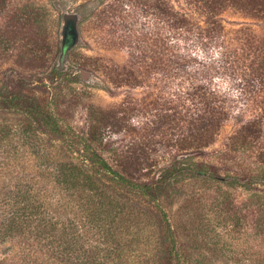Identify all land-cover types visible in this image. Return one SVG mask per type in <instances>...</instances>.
<instances>
[{"label": "rangeland", "instance_id": "rangeland-1", "mask_svg": "<svg viewBox=\"0 0 264 264\" xmlns=\"http://www.w3.org/2000/svg\"><path fill=\"white\" fill-rule=\"evenodd\" d=\"M201 6L191 0L4 2L0 88L19 89L70 126L62 137L29 111L0 107V264H165L168 224L179 251L173 264H264V81L252 74L263 63L264 17L233 5L214 12ZM32 12L38 19L28 23ZM66 12L79 16V41L58 77L53 70ZM170 12L188 25H176ZM17 18L34 41L11 39ZM202 92L224 117L212 141L203 139L197 152L182 150L177 140L186 120L202 110ZM112 114L127 121L119 133L99 121ZM248 122L256 130L238 139ZM158 124L159 139L141 153L135 145L143 146L141 137ZM91 128L110 165L131 162L128 154L137 147L144 167L139 179L172 183L154 200L116 182L104 187L102 179L109 203L116 204L107 230L95 226L91 207L75 190H63L55 179L61 164L88 163L78 154L83 140L69 139ZM177 159V166L201 163L219 177L175 178L169 166ZM35 194L42 206L31 223L57 222L58 236L63 233L57 247V237L29 234L24 200Z\"/></svg>", "mask_w": 264, "mask_h": 264}, {"label": "trees", "instance_id": "trees-1", "mask_svg": "<svg viewBox=\"0 0 264 264\" xmlns=\"http://www.w3.org/2000/svg\"><path fill=\"white\" fill-rule=\"evenodd\" d=\"M6 0H0V9L4 5V2ZM196 1L199 4H202L201 11H206L210 9L212 12L215 10L221 9V7H225L228 5H233L235 7L241 8L243 10L251 11L254 15L259 16L260 13H263L264 17V0H191ZM164 12L165 9L161 8ZM167 13V12H165ZM170 12L169 14H171ZM36 14L33 12L27 16L28 23H32L31 20L38 19ZM170 17L172 19H175V22L180 27V25H188L187 21L184 18H181L175 14H171ZM15 25L17 26V31H13V34L10 36L11 39H24L27 41H34L32 40L33 37H27L26 32H24L23 27L28 26V24H25L21 19L17 18L15 20ZM25 30H27L25 28ZM3 34V33H2ZM9 36L7 34H3V39L8 38ZM30 38V39H29ZM33 47L35 48V52H37L39 46L33 42ZM259 47H263L260 45ZM38 56V55H37ZM41 56H39L40 58ZM262 57V65L258 66L255 70H253L252 74L256 76L259 80L264 81V57ZM38 58V60H39ZM42 59V57L40 58ZM40 61V60H39ZM63 66L62 64H59L58 67H56L53 70V75H57L58 77L61 76V71ZM129 76L125 78L126 81H128ZM255 79V78H254ZM20 85V84H19ZM21 87V86H20ZM201 89L202 88H198ZM17 91L16 93H10L8 90H5L4 88H0V107L7 109V110H16V111H29L34 117L37 118L39 122H42L46 124L53 132H58L59 135L62 137L65 136L64 131L69 129V122L59 123V119H57L54 115V113H49L47 109L39 102L34 101L33 99H29L26 96H24L23 92H20L19 89H15ZM195 93H197V90H194ZM20 92V93H19ZM193 92V91H192ZM193 97L196 95L191 94ZM200 96V103L202 105V110L197 112V116L192 117V120L190 121V118L186 120L188 121L187 128L183 131V137L178 138L177 140V146H180L182 150H187L188 148L195 149V151H199L201 146L203 145L201 141L203 139L212 141L213 137L210 133L214 131L215 127L219 125L221 120L223 119V112L214 109V100L210 99L209 97L204 96V92L199 94ZM215 113L218 114L217 117H215ZM128 114V113H127ZM129 115V114H128ZM44 117V119H43ZM185 117V116H183ZM217 118V119H216ZM129 119V118H128ZM64 119L62 118V121ZM181 120H184L181 119ZM61 121V122H62ZM100 123L105 126V129H111L112 131H117L118 133L123 130L124 126L127 125V121L122 116H117L116 114H112L109 117H102L99 119ZM179 123V122H178ZM210 124V127L207 128V126ZM159 126L155 125L154 127H150L146 132L144 133V136L141 137L142 140H144V145L140 146V152L142 153L144 148H151L153 149L154 145L156 144V140L159 139V132L161 130V125ZM256 130V127H254V124L252 125L250 122H248L245 126L243 131L238 135L239 137H244L246 139L247 133H253ZM86 131V130H85ZM108 131V130H107ZM87 132V131H86ZM149 132V133H148ZM87 136H82L81 134H77L74 132L72 139H69V142L72 144H79L82 143L83 140L84 150L81 152H78L82 156L83 159L87 160V164H61L58 169V175L56 181L59 184L60 188L63 190H75L77 194H79L84 199L89 207H91L92 212L90 214V217L95 223V226L109 229V208L113 204L112 201L109 203V197L107 193L105 192L104 188L100 186L101 180L105 179V182L103 181L104 187H108V184L106 181L116 182L117 184L124 185L127 188H130L132 190H139L144 195L148 197H153L154 200H158L161 193L166 190L168 192L169 188L172 186V183L168 181L167 178H158L156 180L152 181H143L140 180L139 177L143 172L142 165H140L139 157L137 155V147H134L133 154H128V157H131V162H125L124 160L121 161L124 163V165L121 168H115L112 165L109 164L108 159L100 152L98 151L95 146L94 142H97V133L92 130V128L87 132ZM178 134H182L181 130ZM70 136L72 134H69ZM85 135V134H83ZM160 143V142H159ZM162 143V142H161ZM135 144V143H134ZM147 150V149H146ZM117 152V151H115ZM187 156H191L189 152L186 153ZM180 163V160L177 159V164H173L169 166V171L172 173L171 175L176 176L179 178L186 174H193V175H211L215 178H218V174L215 170L212 168H207L206 165L198 163V164H190L187 166L178 165ZM249 183H252L250 181ZM16 197V196H15ZM14 197V198H15ZM36 194L33 195L31 198L25 199L26 204L25 206H29L30 210V216L29 214L26 215V225H30L29 234L30 236H38V237H45V233L49 235L52 239H55L56 237L57 242L55 243L56 247L61 245L63 241L62 234L60 237L58 236L56 232L57 222H50L49 223H35L32 224V220L34 219V215L39 213L41 209V204L37 201L38 198H36ZM12 198V200L14 199ZM15 202V201H14ZM19 204V203H16ZM15 204H13L14 207ZM19 209V208H18ZM25 209V208H23ZM115 210V208H114ZM124 213V212H123ZM122 213V215H123ZM119 215V214H118ZM41 217V216H39ZM38 217V218H39ZM124 217V216H122ZM126 220H128L126 218ZM32 224V225H31ZM56 232V233H55ZM166 235L168 240L170 241L168 254L166 256L165 264H173V262H176V260L179 257V251H176V245H177V239L176 234L173 226L171 224H168V227H166ZM102 250V249H101ZM97 260H94L92 263L96 264ZM177 263V262H176ZM87 264H90L87 262Z\"/></svg>", "mask_w": 264, "mask_h": 264}, {"label": "water", "instance_id": "water-1", "mask_svg": "<svg viewBox=\"0 0 264 264\" xmlns=\"http://www.w3.org/2000/svg\"><path fill=\"white\" fill-rule=\"evenodd\" d=\"M79 16L77 13L64 14V24L62 29V52L60 55V64L65 62L66 53L79 41L78 30Z\"/></svg>", "mask_w": 264, "mask_h": 264}]
</instances>
